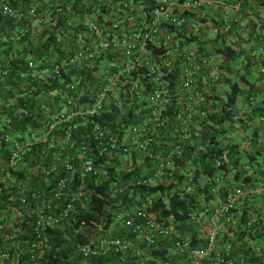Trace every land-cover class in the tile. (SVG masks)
<instances>
[{
	"label": "built area",
	"instance_id": "built-area-1",
	"mask_svg": "<svg viewBox=\"0 0 264 264\" xmlns=\"http://www.w3.org/2000/svg\"><path fill=\"white\" fill-rule=\"evenodd\" d=\"M246 1L236 0L233 9ZM213 3L0 0V242L30 228L37 240L29 242L27 264L39 261L45 227L71 224L79 207L89 206L90 178L95 184L108 181L112 196L128 195L117 200L123 204L107 226L101 220L94 235L77 244L80 257L49 264H257L245 252H234L239 245L233 228L242 222L243 227L256 223L241 235L242 246L264 264V203L255 200L264 194V183L236 181L231 169L196 175L191 161L184 163L191 171L180 166L183 149L195 143L189 139L200 138L196 147H203L201 128L212 111L213 86L221 87V66L197 41L195 18ZM235 11L225 10L220 18L225 29L247 25ZM50 30L61 42L59 51L51 58L25 53V47L45 42ZM239 64L254 68L262 87L264 42L247 48ZM42 85L47 87L39 89ZM112 106L118 116L129 114L123 128L111 129L94 118ZM28 110L38 116L25 126L13 124L12 118L20 122ZM33 148L47 163L35 157L28 164ZM139 161L144 172L124 179L121 170L126 174ZM107 165L114 166L113 174ZM39 166L44 186L37 179L29 189ZM134 184L146 188L132 194L128 186ZM157 184L164 189L148 190ZM173 190L194 197L185 218L156 217L150 209L154 201L161 196L166 201ZM242 206H247L243 221ZM8 210L15 215L11 220ZM15 258L0 249V263Z\"/></svg>",
	"mask_w": 264,
	"mask_h": 264
},
{
	"label": "trees",
	"instance_id": "trees-1",
	"mask_svg": "<svg viewBox=\"0 0 264 264\" xmlns=\"http://www.w3.org/2000/svg\"><path fill=\"white\" fill-rule=\"evenodd\" d=\"M76 6V4H74ZM77 12H82V9H77ZM61 21V20H59ZM0 27L2 25L0 24ZM52 30L45 40V42H41L39 44H35L33 46L25 47V53L33 52L35 55L42 56L45 55L48 58H51L52 54L59 51L61 47V42H57L52 38ZM224 51L225 57L230 58L234 55V48L230 47V45H226L225 49L220 48ZM221 66L228 68L229 66L226 63L219 62ZM253 73V68L246 67V71L243 74H240L242 80L245 81V84L249 86L248 89H244L236 80H232L229 77L225 76V72L221 71L218 78V83L227 84L226 90V98L223 103L220 104L219 99V90H216V84L213 86V99L214 104L211 106L212 111L208 115V123L202 124V137L201 143L203 147H196L198 142H200V138H192L189 141L195 142L191 145L190 148L183 149V157L181 161V165H184L185 161H191L194 163L195 168L194 172L196 175L203 173V174H211L217 171L218 169H231V174L233 179L236 181L244 180L250 181L252 184L255 182L264 183V176H261L262 170L259 169L261 166L260 162L257 160V153L255 151L246 153L247 162L243 160V153L239 149L236 143H222L220 139H216L219 136H224L225 134L229 133L234 128L233 120L234 118L237 119L242 128L249 127L250 122L253 118L257 116L264 117V106H260L262 102L255 103L249 111L243 112L239 111L236 107L237 104V97L244 93V100L247 102H253L254 100V92L255 88L259 89L260 87H256V83H258L259 76H255L252 80H250L246 74ZM27 86V85H25ZM245 86V87H246ZM47 85H42L39 87L46 88ZM258 91V90H256ZM42 96L44 97L45 101H48L49 95L47 93H43ZM258 102V101H257ZM263 105V104H262ZM260 108V109H259ZM114 106L110 107L104 113H100L95 115L94 118L102 123H106L111 129H115L116 127L123 128L126 124V119L129 114L120 115L118 116V112H116ZM131 112V111H129ZM262 114V115H261ZM37 113L28 110L25 111L23 114H20V122L17 119L12 118L13 124L21 123L25 126L28 122L32 121V117H37ZM210 121V122H209ZM231 129V130H230ZM167 129L163 128L165 132ZM171 139V137L169 136ZM160 145L163 144L162 138H158ZM45 143H41L39 146L44 147ZM156 144V143H155ZM154 144V145H155ZM164 146L169 147V145L164 144ZM196 148V149H195ZM195 149V150H194ZM194 150V151H193ZM245 155V154H244ZM44 156V155H43ZM40 156L39 152H35V148L29 152V159L28 164L34 163V158H40L39 162L47 163V159ZM215 158H218L221 162L220 165H215L214 162L216 161ZM145 161L146 163L149 162ZM249 162V163H248ZM231 164V165H227ZM257 164L258 166H255ZM144 165L143 162H135L133 168L128 170L127 174H124V169H122V175L124 179H128L131 177L132 174L139 175V171ZM106 170L108 173L113 174L114 166L107 165ZM228 171V170H227ZM35 175H32L30 179V189L34 188L37 179H40V183L44 186V176L43 171L41 170V166L39 169L34 172ZM55 171H52L48 176L52 177ZM263 173V172H262ZM107 183L103 184H95L94 180L90 178L89 185L92 189V193L90 196V203L87 208H80L76 211L74 218L71 221V224H64L63 226H47L43 229L40 234L39 240L41 242V247L39 249L40 256L39 261L37 263L31 262V264H49L50 262L58 261V260H66L68 258H78L80 257V253L77 250V244L87 242L92 235L95 233L96 225L103 220L104 226H107L110 220L112 219V212L118 211L120 209L121 204L123 202H119L117 204L118 199H122L128 195V192L124 193H115L114 196L110 195L111 193L108 191V181ZM209 186V184H208ZM129 189H132V194H136L138 192L144 191L145 186L141 184H134L128 186ZM157 190V189H164L163 184H157L149 188L148 190ZM4 187L1 188V195L6 197ZM221 190V191H220ZM220 193L225 191V187H221L219 189ZM264 196L261 195L257 199V203H261V199ZM164 196L158 197L153 205L151 211L156 215V217L169 221V220H178L185 218L188 207L193 203L192 196L187 193H181L179 191H172L167 200H164ZM256 200V199H255ZM117 204V205H114ZM251 205V203H249ZM2 205V204H1ZM242 221L245 218L247 206H242ZM26 218H22V225L25 224ZM263 219L260 220L262 223ZM243 223H238L233 228V233L235 235V242H238L239 247H237L235 251H243L245 252V258L251 261H260L257 264H261L262 257H256L250 250L248 251L244 246H242V237L241 235L246 232L247 230L251 231L252 228L256 225V223H252L248 227H243ZM260 224V223H259ZM15 226L17 224H14ZM239 225L242 226L244 229L239 231ZM264 226V224H263ZM34 232L29 228L27 233L22 231H16L13 240L8 241L9 243L8 249L11 252L16 254V258L10 262H3L0 264H27V261L30 258L29 254V242L33 240ZM34 240H37L34 237ZM3 241L0 242V247ZM19 242L18 247H14V245ZM18 252V254H17ZM103 257L96 258L95 260L98 261ZM28 259V260H27ZM255 262V263H256ZM68 264H76L72 261H67Z\"/></svg>",
	"mask_w": 264,
	"mask_h": 264
},
{
	"label": "crops",
	"instance_id": "crops-1",
	"mask_svg": "<svg viewBox=\"0 0 264 264\" xmlns=\"http://www.w3.org/2000/svg\"><path fill=\"white\" fill-rule=\"evenodd\" d=\"M235 2L236 0H214V3L212 5L201 10V12H199L198 16H196L195 18L200 28L199 34L197 35V41L203 47V49L209 54L212 61L214 63L219 64V66H221L219 63L220 56H222V59L224 58L226 59L225 57L226 55L224 51L220 49L223 48V45H219L218 44L219 42H222L225 45H227V42H230V40L232 41L245 40L248 44L246 46V49H240V50L237 49V53L240 54L241 56L246 53L247 48H249L253 42L256 41L255 43H257L258 41H260L258 30L261 28L262 25H264L263 24L264 0H248L245 3H243L242 6L239 7V9L236 11L233 9V5ZM225 10L230 13L234 11L239 13V15L247 21V25L245 27L232 25L229 29H225L221 25V22L219 21L220 18L224 15ZM212 27H215V32L214 34L210 35L207 32V30H210ZM228 60H229L228 63H230L231 60L230 59ZM237 66H239L241 69L244 70V68L240 64ZM222 71L224 70L222 69ZM220 85H222V83H220ZM258 85L259 84L257 83L256 86ZM225 136L228 137L230 135L229 133H227L225 134ZM242 136H245L244 140L250 138V140L248 141L249 146L245 147L247 143H242V145L241 146L238 145V147H240V150L243 152L248 151L249 147L253 148V151L257 153V157H258L257 160L261 164L259 169H261L263 172V173L261 172L260 177H263L264 176V117L258 116L253 118L250 122V126L245 128L244 134ZM220 138L223 139L224 136L221 137L219 136L216 139L219 140ZM228 141H232V140L230 139ZM49 151L51 150L49 149ZM52 151L53 152H50V154H53L55 152V150ZM144 168L145 167L143 165L139 171L140 174L144 172ZM183 170L185 172L191 171L192 166L190 165V163L185 164ZM125 171L126 170H124L123 172L125 173ZM166 181L168 180H165V182ZM28 188L29 189L31 188L30 185H28ZM255 199L257 200L258 197H256ZM260 201L261 204L264 203V196ZM5 214L7 220H11L10 217L15 216L12 210H8ZM28 229H29L28 227H25L24 232L27 233ZM16 244L14 245V247H16Z\"/></svg>",
	"mask_w": 264,
	"mask_h": 264
},
{
	"label": "rangeland",
	"instance_id": "rangeland-1",
	"mask_svg": "<svg viewBox=\"0 0 264 264\" xmlns=\"http://www.w3.org/2000/svg\"><path fill=\"white\" fill-rule=\"evenodd\" d=\"M263 20H264V15H263ZM263 24H264V21H263ZM235 26H239V25H235ZM239 27H245V26H239ZM254 30H256V29H254ZM207 32L210 34V35H212V34H214V32H215V27H212L210 30H207ZM258 34H259V40L263 43L264 42V25H262L261 26V28L258 30ZM256 42V41H255ZM255 42L254 43H252V45H254L255 44ZM219 45H223V48L225 49V44L224 43H222V42H219L218 43ZM227 45H230V47H232V48H234L235 50V52H234V55L232 56V57H230V58H227V59H222V56H220V60H219V62H223V63H226L227 62V64H228V66H229V69L228 68H225V67H223L222 66V69L224 70V72L226 73L225 74V76H227V77H229L230 79H232V80H236L241 86H243L244 87V89H248L249 88V86H248V84H247V86H246V84H245V81L244 80H242L241 79V77H240V74H243V73H245V71H246V68H244V70L243 69H241L239 66H237V65H239V59H240V54H238L237 53V49H246V46L248 45L247 44V42L244 40H238V41H232V40H230V42H227ZM238 50V51H239ZM222 59V60H221ZM228 59H230L231 61H230V63H228ZM257 74H256V70L253 68V73H247L246 74V76L250 79V80H252L253 81V79L252 78H254L255 76H256ZM255 79V78H254ZM257 84V83H256ZM246 86V87H245ZM257 87V86H256ZM264 87H261V88H259V89H257V88H255V90H253V91H255L254 92V100H253V102H245V101H243L244 100V93H242V95H239L238 97H237V104H236V107H237V109L239 110V111H243V112H246V111H249L250 110V108H252L253 106H254V104L255 103H259V102H262V104H260V106H264V89H263ZM226 90H227V84L225 85V84H222L221 85V87H220V91L221 92H219V99L221 100L220 101V104L221 103H223L224 102V100H225V98H226V95H225V93H226ZM256 90H258V91H256ZM258 101V102H257ZM260 109V108H259ZM258 117V116H257ZM236 118V117H235ZM234 118V120H233V124H234V128H233V130H231L230 132H229V135L230 136H228V137H226L225 135H224V138L223 139H221L220 138V140H222V143H224V144H226V143H230V142H234V143H236L237 145H242V143H247V145H245V147H248L249 145H248V141L250 140V138H248L247 140H244V137L245 136H242L243 134H244V131H245V127H243L242 128V126H241V124H240V122L237 120V119H235ZM233 133V134H232ZM236 133V134H235ZM232 140V141H228V140ZM251 143V142H250ZM243 148V147H242ZM239 149H240V147H239ZM244 149V148H243ZM249 150L248 151H246V152H243L242 151V153H243V160L245 161V162H247L248 160H247V157H246V153L248 152V153H250V152H253V148L252 147H249L248 148ZM245 154V155H244ZM249 163V162H248ZM255 166H258L257 164H254ZM10 219H13V216H11L10 217ZM9 243H7V242H5V241H3L2 242V244H1V247H0V249L1 250H6V249H8V245ZM5 245V246H4ZM9 250V249H8Z\"/></svg>",
	"mask_w": 264,
	"mask_h": 264
},
{
	"label": "clouds",
	"instance_id": "clouds-1",
	"mask_svg": "<svg viewBox=\"0 0 264 264\" xmlns=\"http://www.w3.org/2000/svg\"><path fill=\"white\" fill-rule=\"evenodd\" d=\"M263 87V86H262ZM261 88V87H260Z\"/></svg>",
	"mask_w": 264,
	"mask_h": 264
}]
</instances>
